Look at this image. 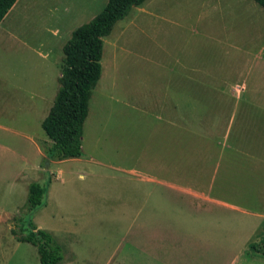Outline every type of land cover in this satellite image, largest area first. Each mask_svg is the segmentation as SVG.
<instances>
[{"label":"rangeland","instance_id":"obj_1","mask_svg":"<svg viewBox=\"0 0 264 264\" xmlns=\"http://www.w3.org/2000/svg\"><path fill=\"white\" fill-rule=\"evenodd\" d=\"M104 4L19 0L0 23L16 38L0 39V143L16 142L10 130L34 92L52 101L62 45ZM141 8L102 39V75L88 100L81 162H62L59 180L43 159L35 175L16 164L15 183L0 173V264H39L36 249L10 235L13 219L22 235L29 221L49 233L61 264H105L129 221L154 216L212 221L205 228L217 232L208 242L223 248L224 262L237 251L243 264H264V255L247 246L258 248L259 222L264 231V9L253 0H145ZM53 29L61 30L57 41L47 34ZM31 135L46 140L40 127ZM167 141L170 161L160 158L163 150L167 157ZM129 169L157 170L236 208L189 211ZM32 182L46 195L42 207L29 211Z\"/></svg>","mask_w":264,"mask_h":264},{"label":"crops","instance_id":"obj_2","mask_svg":"<svg viewBox=\"0 0 264 264\" xmlns=\"http://www.w3.org/2000/svg\"><path fill=\"white\" fill-rule=\"evenodd\" d=\"M18 2L19 0H17L6 13L0 22L1 24L4 20H8L9 14H11V11L15 8ZM144 2L139 7H136L137 14H139V11L142 9L141 7L144 5ZM115 24L113 26H115ZM7 28L8 26H6L5 29H0V39L7 37L10 40L16 41V38ZM60 33V29H53L47 32L50 38L56 41L58 40ZM51 39L49 40L51 41ZM24 47L26 48V46ZM29 50L31 51V49ZM172 61L178 66L182 64L179 59H173ZM182 66L183 71H186L187 67L185 68L184 65ZM53 78L55 79L54 76L52 79ZM52 90L50 92V96L53 93ZM44 98L45 94L41 90L32 94L31 102L26 106V111L23 114V117L19 120V122H17V128L10 130V133L13 135L12 138L15 139L16 142H7V144L0 143V165H2L0 173H3L4 170L7 171L10 179L14 183L19 179L21 174L19 169H16V164L18 166H28V169H30V171L33 172V175H35L34 173L39 170L38 164L43 159L38 141L45 143L47 142V138L45 135L46 140L42 138H35L31 135V131L32 129L35 130L37 127H40L42 120L47 115V112L52 104L50 99L47 101V99L44 100ZM167 144V157L164 156L163 150L160 158L170 161L173 160V142H171L170 149L168 141ZM31 148L34 150L33 156L31 154ZM156 150L158 152L160 149ZM137 158L141 160L140 157L137 156ZM158 159L159 158H156L154 162ZM70 160H75L73 162H81L77 161L79 159ZM64 161L65 160L48 162V169H51L49 173L54 177V180L60 179L61 170L58 166H60ZM6 163L13 165L10 171L4 167ZM154 167L156 168L155 164ZM167 170V172H169V168H167ZM127 173L131 176H135L140 180V182L149 183L153 187L158 188L168 200H171L172 203H174L175 199L183 201L182 205H184L187 210L192 212L200 210L206 211L214 208L221 210L224 207L231 209L236 208L232 205L224 203L216 197L210 196L206 189L202 190V188L191 184H178L175 182L173 177L165 180L163 176L159 175L157 170L155 172L152 170L149 175L140 171L137 172L134 169L127 170ZM78 176L81 177L83 174L79 173ZM179 186H182V188ZM139 207L140 211H142L143 205H140ZM209 224L214 223L212 221L202 220L199 218L194 219L185 217L160 218L154 216L132 219L127 224L124 236L119 239L116 250L110 254L105 264H241L243 260H240V254L237 251L227 253L225 262L223 261V248L215 242H208L210 237H216L217 232L216 228L206 229L205 227H208ZM260 226H262L261 222H259L257 226L260 234V239L257 242L258 244L262 239H264V231H261ZM246 231V234L250 236L251 231ZM248 241L250 240L246 238L245 243H248ZM253 245L249 244L247 246L248 248H252ZM69 257L72 256L67 255V258Z\"/></svg>","mask_w":264,"mask_h":264},{"label":"trees","instance_id":"obj_3","mask_svg":"<svg viewBox=\"0 0 264 264\" xmlns=\"http://www.w3.org/2000/svg\"><path fill=\"white\" fill-rule=\"evenodd\" d=\"M17 0H0V22ZM145 0H105L101 11L87 23L75 28L62 45V65L57 77V88L47 115L40 128L47 142L39 145L43 162L78 159L81 154V133L87 115L91 91L100 77L102 39L109 35L113 25L122 20ZM264 9V0H253ZM102 71V70H101ZM46 188L36 182L29 183L26 207L29 211L44 205ZM21 226L13 219L10 234L17 242L30 244L36 249L39 264H61V248L52 236L30 221L28 233L22 235ZM264 255V239L258 248Z\"/></svg>","mask_w":264,"mask_h":264}]
</instances>
